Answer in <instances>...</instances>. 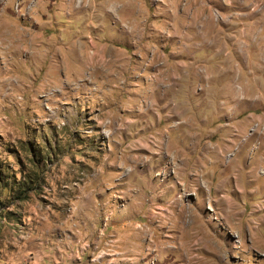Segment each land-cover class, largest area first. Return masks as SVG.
<instances>
[{"label":"rangeland","instance_id":"1","mask_svg":"<svg viewBox=\"0 0 264 264\" xmlns=\"http://www.w3.org/2000/svg\"><path fill=\"white\" fill-rule=\"evenodd\" d=\"M0 264H264V0H0Z\"/></svg>","mask_w":264,"mask_h":264}]
</instances>
